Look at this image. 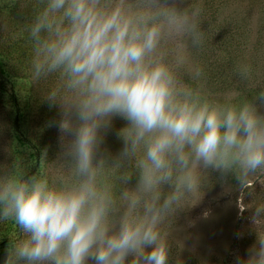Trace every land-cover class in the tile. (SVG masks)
Returning <instances> with one entry per match:
<instances>
[{
	"label": "trees",
	"instance_id": "1",
	"mask_svg": "<svg viewBox=\"0 0 264 264\" xmlns=\"http://www.w3.org/2000/svg\"><path fill=\"white\" fill-rule=\"evenodd\" d=\"M113 8L89 68L82 30ZM198 145V189L264 200V0H0V264H86L106 231L133 227L125 188L148 170L191 192Z\"/></svg>",
	"mask_w": 264,
	"mask_h": 264
},
{
	"label": "rangeland",
	"instance_id": "2",
	"mask_svg": "<svg viewBox=\"0 0 264 264\" xmlns=\"http://www.w3.org/2000/svg\"><path fill=\"white\" fill-rule=\"evenodd\" d=\"M114 8L102 18L95 15L96 9L91 10L94 18L82 30L79 54L89 68L102 56L103 41L114 30L108 25L117 19L118 9ZM234 13V8H229L225 18ZM256 20L253 15L251 30ZM171 55L183 60L177 52ZM168 61L174 60L170 57ZM72 128L70 122L69 130ZM209 157L210 151L198 145L183 183L190 187L188 194L181 191L172 197L153 169L139 186H127L124 219L133 220V227L124 228L123 220L106 231L93 244L86 264L105 255L130 264H264L263 198L253 190L233 193L225 186L198 189L210 180L202 172ZM255 179L249 176L248 185ZM258 186L264 188V180Z\"/></svg>",
	"mask_w": 264,
	"mask_h": 264
},
{
	"label": "water",
	"instance_id": "3",
	"mask_svg": "<svg viewBox=\"0 0 264 264\" xmlns=\"http://www.w3.org/2000/svg\"><path fill=\"white\" fill-rule=\"evenodd\" d=\"M252 185V184H251Z\"/></svg>",
	"mask_w": 264,
	"mask_h": 264
}]
</instances>
